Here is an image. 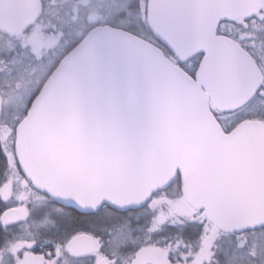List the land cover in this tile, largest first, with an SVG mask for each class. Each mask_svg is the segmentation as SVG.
<instances>
[{
    "label": "snow or ice",
    "instance_id": "6c2138e0",
    "mask_svg": "<svg viewBox=\"0 0 264 264\" xmlns=\"http://www.w3.org/2000/svg\"><path fill=\"white\" fill-rule=\"evenodd\" d=\"M90 7L80 56L0 52L41 73L0 106V264H264V209L226 191L246 145L264 164V0ZM173 132L195 155L150 163Z\"/></svg>",
    "mask_w": 264,
    "mask_h": 264
},
{
    "label": "water",
    "instance_id": "95a60500",
    "mask_svg": "<svg viewBox=\"0 0 264 264\" xmlns=\"http://www.w3.org/2000/svg\"><path fill=\"white\" fill-rule=\"evenodd\" d=\"M37 4L35 0H0V32L14 33L20 28L30 24L37 17ZM89 39L88 31L83 38L69 51L66 62L73 56H80L84 42ZM87 63L86 58L81 57ZM74 115V100L71 95L65 96L49 108L45 120L53 122H66ZM91 134L96 136L97 130L91 129ZM195 155V145L182 142L178 133H169L159 151L150 157L149 162L163 163L173 154ZM245 163L240 173L230 178L226 184V191L235 196L248 210L259 212L264 209V164L259 158V148L256 144H248L243 149ZM46 157L42 156L43 163Z\"/></svg>",
    "mask_w": 264,
    "mask_h": 264
},
{
    "label": "trees",
    "instance_id": "16d2710c",
    "mask_svg": "<svg viewBox=\"0 0 264 264\" xmlns=\"http://www.w3.org/2000/svg\"><path fill=\"white\" fill-rule=\"evenodd\" d=\"M37 3L36 21L44 27V30L58 36L53 54L59 53L70 44L76 45L88 31V24L93 17L90 0H37ZM17 43L20 42L14 36L0 35V52ZM40 74L34 64L24 60L12 70L11 75L0 77V88L4 90L0 93V106L8 104L11 93L23 94L34 87L32 81ZM255 251L259 258V252Z\"/></svg>",
    "mask_w": 264,
    "mask_h": 264
},
{
    "label": "rangeland",
    "instance_id": "374dc122",
    "mask_svg": "<svg viewBox=\"0 0 264 264\" xmlns=\"http://www.w3.org/2000/svg\"><path fill=\"white\" fill-rule=\"evenodd\" d=\"M16 39L21 44H29L31 51L39 55L41 52H47L50 48H53L57 44L58 36L44 30L40 23L34 21L27 30L19 33ZM257 251L259 252V250Z\"/></svg>",
    "mask_w": 264,
    "mask_h": 264
},
{
    "label": "flooded vegetation",
    "instance_id": "af4514ba",
    "mask_svg": "<svg viewBox=\"0 0 264 264\" xmlns=\"http://www.w3.org/2000/svg\"><path fill=\"white\" fill-rule=\"evenodd\" d=\"M35 1H36L37 8H38L37 0H35ZM37 15H38V12H37ZM36 19H37V17H36ZM36 19H35L34 21H36ZM34 21H33V22H34ZM33 22H31L30 24H32ZM30 24H28V25H26V26L20 28L19 30L15 31L14 33H2V32H0V35H7V36H14V37H17L19 33H21L22 31L27 30L28 27L30 26ZM0 102H1V97H0Z\"/></svg>",
    "mask_w": 264,
    "mask_h": 264
}]
</instances>
